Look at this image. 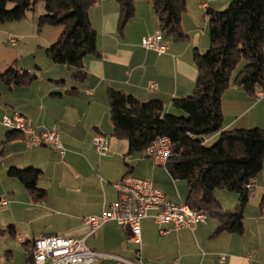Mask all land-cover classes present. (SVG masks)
<instances>
[{
    "label": "crops",
    "instance_id": "1",
    "mask_svg": "<svg viewBox=\"0 0 264 264\" xmlns=\"http://www.w3.org/2000/svg\"><path fill=\"white\" fill-rule=\"evenodd\" d=\"M229 2L198 0L197 7L217 10ZM88 15L96 31L98 55L84 58L85 80L75 82L70 68L52 62L47 80L42 77L39 82L41 78L34 73L36 78L29 85L8 89L11 97L0 105L2 116L19 113L37 128L56 127L65 150L61 156L49 145L28 149L25 135H13L6 141L8 129H0V198L5 200L0 206V224H13L18 241L24 238L23 247V243L48 234L83 239L88 248L105 255L93 264H245L248 256L251 264H264V248L259 242L247 241L243 233L214 234L218 223H199L193 230H176L167 223L161 227L168 232L160 233V226L146 217L140 221L139 245L129 241L128 229L114 221L90 233L83 217L108 210L117 199L112 183L124 176L148 180L170 200H185L187 185L173 179L143 151L130 152L126 140L112 135L106 90L111 87L140 101L159 99L169 111L173 99L189 95L194 88L197 70L193 50L199 48L190 36L193 32L185 22V13L181 18L185 39H162L166 46L162 54L143 48L142 37L158 31L148 0H134V14L122 29L118 28L116 0H95ZM150 80L156 83L154 89L148 88ZM221 111L222 129L264 127V98L251 96L234 82L222 93ZM97 133L107 138L103 154H97L92 144ZM216 138L217 135L210 136L206 143ZM30 166L42 171L37 186L46 190V196L35 200L29 194L21 203L15 201L19 186L14 181L18 180L10 177L7 170ZM257 190L264 192V183L256 176L252 191ZM112 256L130 263L118 262Z\"/></svg>",
    "mask_w": 264,
    "mask_h": 264
},
{
    "label": "trees",
    "instance_id": "2",
    "mask_svg": "<svg viewBox=\"0 0 264 264\" xmlns=\"http://www.w3.org/2000/svg\"><path fill=\"white\" fill-rule=\"evenodd\" d=\"M95 0H0V24L19 21L41 2L44 13L37 26H60L57 39L45 47L55 64L68 66L71 78L82 83L86 78L84 58L98 55L96 31L89 20V8ZM119 5L118 28L122 29L134 14V0H116ZM158 21L163 39L180 41L187 36L181 29L186 0H148ZM208 47L193 50L197 70L192 92L172 100V106L185 115L166 112L159 99L140 101L131 94L108 87L106 97L112 135L126 140L130 152L143 151L158 136L170 140L171 149L165 169L173 179L186 182L185 202L193 210L204 212L217 221L214 234H242L243 212L250 192L245 185L256 177L264 162V127L222 129L221 96L228 88L232 71L238 67L234 83L255 97L264 78V0H230L222 10L206 8ZM4 85H29L35 78L26 69L13 65L1 74ZM62 81V80H60ZM22 134L8 129L6 141ZM217 135L206 146V139ZM41 170L35 167H9L7 174L17 179L35 200L46 196L37 186ZM235 191L234 209H223L214 191ZM264 205V194L260 207ZM15 235L13 224L0 226V235ZM24 264H33L32 242H25Z\"/></svg>",
    "mask_w": 264,
    "mask_h": 264
},
{
    "label": "built area",
    "instance_id": "3",
    "mask_svg": "<svg viewBox=\"0 0 264 264\" xmlns=\"http://www.w3.org/2000/svg\"><path fill=\"white\" fill-rule=\"evenodd\" d=\"M162 39V34L158 30L143 36L141 45L143 48L162 54L166 50V46L161 43ZM9 42L15 45L17 39L10 38ZM262 84L263 87L255 91V97L258 99L264 98V78ZM155 87L156 83L150 80L148 88ZM0 122L5 128L25 135L26 148L49 145L63 156L65 150L59 142V132L56 127L37 128L28 117L19 113L3 115ZM92 144L97 154H103L107 150V138L102 133L93 136ZM170 149V140L165 136H158L145 146L143 153L151 158L154 164L165 167ZM254 185L255 179L251 178L245 187L252 192ZM112 187L117 193V199L110 203L109 209L103 210L99 215L83 217V222L89 226L90 233H94L105 222L114 221L128 229L129 241L139 245L140 221L143 218L151 217L153 222L160 226V233L168 232L161 227L163 224L171 223L176 230L182 228L193 230L199 223H205L208 219L204 212L191 209L184 200L168 199L146 179L127 175L113 182ZM4 204L5 200L0 198V206ZM19 241L24 242V238L19 237ZM32 255L33 264H93L96 258L105 256L88 248L83 239L59 234H48L33 239ZM112 257L118 262L130 263L118 256ZM220 259L223 260L224 257L220 256ZM245 264H251L250 256L246 258Z\"/></svg>",
    "mask_w": 264,
    "mask_h": 264
},
{
    "label": "rangeland",
    "instance_id": "4",
    "mask_svg": "<svg viewBox=\"0 0 264 264\" xmlns=\"http://www.w3.org/2000/svg\"><path fill=\"white\" fill-rule=\"evenodd\" d=\"M227 4L217 8V10L224 9ZM197 5L198 0H186V10L184 11L185 22H188L190 26L193 27H189L193 32V35L190 36L194 37L196 41L195 46L199 48L201 53H204L209 43L208 18L207 16H204L203 19L205 10L199 9ZM42 13H44L43 4L38 2L33 12L27 13L26 17L21 20L9 21L0 24V74L7 67L13 65L17 69H26L31 73H36L38 77L41 78H37L39 82L42 80V77H45L46 80L48 79L46 75L49 73V65L53 63L47 57L45 47L57 39L60 34L61 27L45 24L38 28L37 18ZM194 28L195 30L193 31ZM10 38L17 39V44L12 45L11 42H9ZM203 45H205L204 48H201ZM238 68L239 65L232 71L230 82H234ZM7 90L8 88L4 85L0 77V105H5L7 100L11 97L10 91ZM166 112L177 116L185 115L181 109L174 107L169 111L166 110ZM1 118L2 115L0 114V120ZM0 129L6 131V128L2 126L1 122ZM215 141L216 139L211 142H205V145L210 146ZM159 167L162 169L164 168L162 166ZM256 176L258 177L259 182L264 183V162L262 169ZM180 181L186 185L184 180ZM14 182L17 186H19L16 191L17 196L15 201L21 202L23 199L27 198L29 193L20 183H18V181ZM1 186L2 181L0 180V187ZM263 193V191L261 192L258 190L250 192L243 212V238L247 241L259 242L261 248H264V205L260 207V197ZM214 194L223 209L232 210L236 206L237 194L235 191L218 188L215 189ZM53 207L54 206H51V209H53ZM56 208L59 207L56 205ZM2 217H6V215H3ZM206 222L217 224V221L212 218H208ZM7 224L8 222L4 225L0 224V226L1 228H5ZM18 227H21V225H18ZM260 227L262 228L261 230ZM19 233L23 232L19 231ZM17 234L14 236L6 233L0 235V264H24L25 251L21 242L17 239Z\"/></svg>",
    "mask_w": 264,
    "mask_h": 264
},
{
    "label": "water",
    "instance_id": "5",
    "mask_svg": "<svg viewBox=\"0 0 264 264\" xmlns=\"http://www.w3.org/2000/svg\"><path fill=\"white\" fill-rule=\"evenodd\" d=\"M66 68L68 69L69 67H68V66H66Z\"/></svg>",
    "mask_w": 264,
    "mask_h": 264
}]
</instances>
